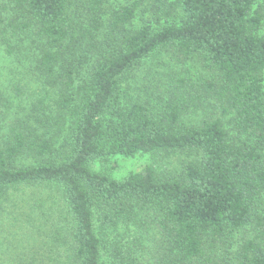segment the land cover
<instances>
[{"label": "trees", "instance_id": "1", "mask_svg": "<svg viewBox=\"0 0 264 264\" xmlns=\"http://www.w3.org/2000/svg\"><path fill=\"white\" fill-rule=\"evenodd\" d=\"M80 1L0 0L10 61L0 103L29 101L0 136V196L21 184L58 187L73 217L71 264H109L106 223L140 228L129 247L143 245L152 264H264V0H149L175 21L138 28L145 0L110 13V0ZM163 48L177 61L199 56L211 76H170L156 106L125 99L122 78ZM208 106L200 122L184 120ZM177 150L198 157L175 176L147 164L117 179L91 166ZM249 225L254 237L234 238ZM218 238L233 248L221 260Z\"/></svg>", "mask_w": 264, "mask_h": 264}, {"label": "rangeland", "instance_id": "2", "mask_svg": "<svg viewBox=\"0 0 264 264\" xmlns=\"http://www.w3.org/2000/svg\"><path fill=\"white\" fill-rule=\"evenodd\" d=\"M129 1L110 0L105 9L110 13L120 5H127ZM79 2L81 1L74 0L72 4L80 8V4L77 5ZM2 13L8 14V16L11 14L5 9ZM20 17L22 20L24 19V15L21 14ZM175 18L176 16H160L152 9L151 2L145 0L138 9L136 19L131 27L138 28L147 21L153 27H157L174 22ZM9 30L12 31L13 28L10 27ZM9 66L10 61L6 58L4 49L0 47V69L4 74L10 69ZM172 75L187 80L211 76L199 56H193L185 61H177L172 50L163 48L144 58L122 78V95L125 99H129L137 98L141 94L142 98L148 99L153 106H156L162 96L168 97V94L162 89ZM6 78L1 77V80H6ZM13 79L12 81L16 80V78ZM9 91L12 92V88ZM28 96L31 98V95ZM13 100L15 101L14 105H12ZM28 102L27 99L20 101V98H12L9 107L0 103V136L9 131L14 113L20 116L25 113L26 109L21 111V103L26 105ZM214 109L218 110L217 107ZM209 112L208 106L202 111L186 116L184 120L189 124L198 123L202 117L209 115ZM197 157L198 153L192 150L153 154L138 153L129 157L114 155L106 160H97L91 166L95 170H106L113 177L122 179L139 168L151 164L156 168L160 177H168L181 174L189 163L197 160ZM21 159H24L23 163L32 162L31 157L24 156ZM72 219L62 191L54 185L21 184L9 188L5 194L0 196V264H71L74 254V245L70 234V229L73 226ZM101 224L102 222L97 221V226L100 227ZM105 226L106 230L103 233H106L107 240L103 257L109 264H127L126 258L129 255L143 259L145 264H152L148 260V256L151 254L143 248V245L136 246V250L129 247L130 242L134 244L135 234L141 233L140 228L130 225V229L127 230V225L123 223L117 225L106 223ZM255 234V229L249 225L235 232L234 238L237 240L245 237L250 238ZM216 241L217 246L212 254L220 256L219 260L225 255L229 256L233 253L232 243H224L219 238ZM230 241H232L231 237ZM117 253L125 261L122 262L120 258L116 257Z\"/></svg>", "mask_w": 264, "mask_h": 264}]
</instances>
